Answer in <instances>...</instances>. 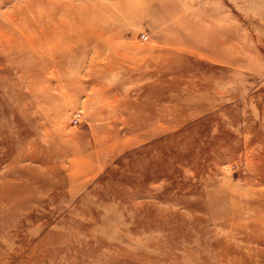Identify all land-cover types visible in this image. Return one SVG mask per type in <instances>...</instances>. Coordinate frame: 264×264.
Instances as JSON below:
<instances>
[{
	"label": "rangeland",
	"instance_id": "obj_1",
	"mask_svg": "<svg viewBox=\"0 0 264 264\" xmlns=\"http://www.w3.org/2000/svg\"><path fill=\"white\" fill-rule=\"evenodd\" d=\"M101 4L70 100L0 54V264H264V0L177 3L199 28L160 60L170 19Z\"/></svg>",
	"mask_w": 264,
	"mask_h": 264
},
{
	"label": "bare ground",
	"instance_id": "obj_2",
	"mask_svg": "<svg viewBox=\"0 0 264 264\" xmlns=\"http://www.w3.org/2000/svg\"><path fill=\"white\" fill-rule=\"evenodd\" d=\"M182 1L142 0V4L154 8L157 16L170 19L166 20L167 24L162 30L164 34L169 35L165 37L164 44H162L164 50L160 48L157 53L156 57L159 60L166 51H168L166 53L168 55L186 48L184 45L187 38H183L182 36L184 35L181 36L180 31L189 33L188 36L191 37L190 35L193 36L197 28H199L195 20L192 25L189 24L188 20H172L174 9L180 7L177 3L180 2L182 4ZM56 3L61 4L63 14L59 16L58 20H47L49 15H45L46 10L53 8ZM114 4L122 6L118 1ZM183 4L188 5L186 2ZM86 9H89V12H93V10L102 12L103 5L101 0H0L1 60L13 66L14 69L19 71L21 77L30 81L32 92L35 91L37 85L40 88H44V90L47 89L50 93L48 95L41 93L40 98L47 101L50 106L54 102L53 92H51L53 90V79L56 83V89L71 91L67 96L61 95L63 100L65 98L69 99L72 96L71 94H74L73 91L78 88L82 87L85 90L84 84L80 83L81 76L70 77L69 68L75 67L77 69L79 65H84L87 58L86 55L80 54L83 50L81 48L86 46V42L89 39H101L105 35L102 28L104 20H89L85 18L88 14ZM82 11L85 12L83 16L79 14ZM54 33L67 38L63 48L54 49L56 54L54 56L43 55L42 50L38 48L41 36ZM192 39L191 41L194 42L193 37ZM190 43L189 46H192ZM103 69L106 73L108 70H112L113 67L108 65V67H103ZM97 80L93 79L92 83ZM14 93L12 94L14 95ZM18 94H20V91L16 95ZM231 201L234 203V199ZM244 203L242 206H234L238 215L244 214L242 209ZM233 218V216H230L228 219L232 220Z\"/></svg>",
	"mask_w": 264,
	"mask_h": 264
},
{
	"label": "built area",
	"instance_id": "obj_3",
	"mask_svg": "<svg viewBox=\"0 0 264 264\" xmlns=\"http://www.w3.org/2000/svg\"><path fill=\"white\" fill-rule=\"evenodd\" d=\"M141 39L144 41V40H147L148 39V35L146 33H142L141 34ZM80 119V116H77L75 118V121L78 122V120Z\"/></svg>",
	"mask_w": 264,
	"mask_h": 264
}]
</instances>
